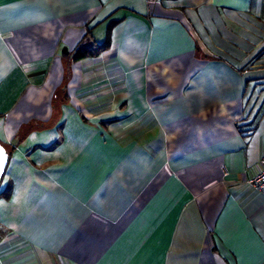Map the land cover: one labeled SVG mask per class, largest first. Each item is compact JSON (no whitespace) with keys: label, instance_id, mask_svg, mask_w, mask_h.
Listing matches in <instances>:
<instances>
[{"label":"crops","instance_id":"0c3cea01","mask_svg":"<svg viewBox=\"0 0 264 264\" xmlns=\"http://www.w3.org/2000/svg\"><path fill=\"white\" fill-rule=\"evenodd\" d=\"M0 143V264H264V0H0Z\"/></svg>","mask_w":264,"mask_h":264},{"label":"trees","instance_id":"16d2710c","mask_svg":"<svg viewBox=\"0 0 264 264\" xmlns=\"http://www.w3.org/2000/svg\"><path fill=\"white\" fill-rule=\"evenodd\" d=\"M109 40L103 42V43H93L90 46L83 47L79 49L75 55L76 59H81L87 56H97L101 54L104 50L109 48ZM12 186L8 185L6 186L2 191H0V195L9 198L11 195Z\"/></svg>","mask_w":264,"mask_h":264},{"label":"built area","instance_id":"2783aa9c","mask_svg":"<svg viewBox=\"0 0 264 264\" xmlns=\"http://www.w3.org/2000/svg\"><path fill=\"white\" fill-rule=\"evenodd\" d=\"M261 170L248 180L249 185L258 192L264 194V156L260 159ZM227 174V172H226Z\"/></svg>","mask_w":264,"mask_h":264},{"label":"water","instance_id":"95a60500","mask_svg":"<svg viewBox=\"0 0 264 264\" xmlns=\"http://www.w3.org/2000/svg\"><path fill=\"white\" fill-rule=\"evenodd\" d=\"M0 149L3 150V163L2 165H0V184H1V181H2V178H3V175L5 173V169H6V166H7V163H8V159H9V152L7 150V148L0 143Z\"/></svg>","mask_w":264,"mask_h":264},{"label":"snow or ice","instance_id":"6c2138e0","mask_svg":"<svg viewBox=\"0 0 264 264\" xmlns=\"http://www.w3.org/2000/svg\"><path fill=\"white\" fill-rule=\"evenodd\" d=\"M3 150L2 149H0V165H2V163H3Z\"/></svg>","mask_w":264,"mask_h":264},{"label":"rangeland","instance_id":"374dc122","mask_svg":"<svg viewBox=\"0 0 264 264\" xmlns=\"http://www.w3.org/2000/svg\"><path fill=\"white\" fill-rule=\"evenodd\" d=\"M6 186V185H5ZM5 187H4V185H3V183H1L0 184V189H4ZM4 232H2V230H0V234L2 235ZM3 236V235H2ZM0 239H2V238H0Z\"/></svg>","mask_w":264,"mask_h":264}]
</instances>
